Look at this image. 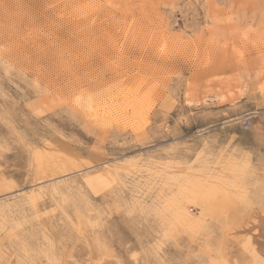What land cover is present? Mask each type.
<instances>
[{
  "label": "rangeland",
  "instance_id": "obj_1",
  "mask_svg": "<svg viewBox=\"0 0 264 264\" xmlns=\"http://www.w3.org/2000/svg\"><path fill=\"white\" fill-rule=\"evenodd\" d=\"M261 223L264 0H0V264H264Z\"/></svg>",
  "mask_w": 264,
  "mask_h": 264
},
{
  "label": "bare ground",
  "instance_id": "obj_2",
  "mask_svg": "<svg viewBox=\"0 0 264 264\" xmlns=\"http://www.w3.org/2000/svg\"><path fill=\"white\" fill-rule=\"evenodd\" d=\"M261 226L263 227V230H262L263 232L262 231L261 232H262V237L264 239V223H261Z\"/></svg>",
  "mask_w": 264,
  "mask_h": 264
}]
</instances>
